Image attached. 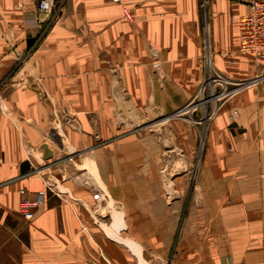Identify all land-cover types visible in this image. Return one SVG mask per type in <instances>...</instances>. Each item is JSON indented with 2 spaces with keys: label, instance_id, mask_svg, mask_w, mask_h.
Instances as JSON below:
<instances>
[{
  "label": "crops",
  "instance_id": "crops-1",
  "mask_svg": "<svg viewBox=\"0 0 264 264\" xmlns=\"http://www.w3.org/2000/svg\"><path fill=\"white\" fill-rule=\"evenodd\" d=\"M200 1L54 0V18L0 0V264H264V66L238 27L250 8L208 0L207 51ZM209 58L256 81L202 127L175 115ZM201 128L185 198L162 171L194 156ZM42 190L26 221L21 200Z\"/></svg>",
  "mask_w": 264,
  "mask_h": 264
},
{
  "label": "built area",
  "instance_id": "built-area-1",
  "mask_svg": "<svg viewBox=\"0 0 264 264\" xmlns=\"http://www.w3.org/2000/svg\"><path fill=\"white\" fill-rule=\"evenodd\" d=\"M17 1H18L19 7H23L29 2V0H17ZM245 1L250 8V13L249 15L242 18L238 23L239 32H240V50L242 52L251 53L264 66V0H245ZM113 2L120 3L121 0H113ZM62 3L63 2L55 6L54 0H39L38 9L41 12L47 13V12H51L53 8L56 7L57 12H55L54 14V18H55L58 15V11L60 10ZM207 5H208V1H205L204 6H207ZM207 64H208V68L211 69L209 59L207 61ZM209 69H208L207 75L205 76L206 80L201 84L199 88L200 94L202 93V91H204V89H207V88L212 89L213 86H212V83L210 82L211 80L217 82L218 84L223 83L224 81L228 82L229 80V79H226V77H224L220 73H218L219 77L217 76V79L216 77H212V74H210L211 71H209ZM255 81H256V78L252 79V82H250V84L255 83ZM247 85L249 84H247L246 81L237 82L235 87L227 89L228 90L227 92L222 91L220 95L221 96L226 95V94L234 95L240 89H242L243 87ZM220 95L219 96L213 95V96H210L209 98L213 101V100H216V98H219ZM205 102H208V101H205ZM217 110H218V107L216 106L212 109V111H209L206 109L204 113L205 121L211 120L215 116ZM238 116H239L238 110H234L231 118L234 119ZM47 188L53 191L52 186L48 185ZM23 192L24 190H21V193ZM45 193H46L45 190L40 191L39 198L34 201L28 200V199L21 200L19 204V212L26 221H31L35 216V209L40 207L42 204H44ZM94 199L100 200L101 194L99 192L95 193Z\"/></svg>",
  "mask_w": 264,
  "mask_h": 264
},
{
  "label": "rangeland",
  "instance_id": "rangeland-1",
  "mask_svg": "<svg viewBox=\"0 0 264 264\" xmlns=\"http://www.w3.org/2000/svg\"><path fill=\"white\" fill-rule=\"evenodd\" d=\"M205 1L208 0H201V9H202V14H203V19H204V23L205 26L207 27V51H209V29H208V20H206V15L208 14V5L204 6ZM211 60V59H210ZM210 68L209 71H211L210 74H212V77H216L218 76V72L217 70H215V68L213 67V65L210 63ZM223 75V74H222ZM224 76V75H223ZM219 77V76H218ZM226 77V76H224ZM226 79H228L226 77ZM206 79H204L205 81ZM203 81V82H204ZM208 82V81H207ZM212 83V89H204V91H202V93L200 94L199 91L197 92V96L193 101H191L187 106H185L182 110H180L175 116H180L183 118H188L191 121H195V123H197L199 126L204 127V113L205 110H209L212 111V109L216 106L219 107L220 105H222L225 101H227L229 98L232 97L231 95H223L221 96L220 94L222 93V91L227 92L229 88H233L236 86V83H232L231 80L228 82H223L218 84L217 82L211 80L210 81ZM250 82H252V80H247L246 83L250 84ZM209 83V82H208ZM215 86V87H214ZM213 95H217L220 97L216 98V100H211L209 97L213 96ZM211 100V101H210ZM208 101V102H205ZM205 102V103H204ZM217 103V104H215ZM164 118V117H162ZM175 118V117H174ZM158 119V118H157ZM152 122L148 123V125H151ZM201 132L199 134V139L196 143V148H195V152H194V156L193 157H189V155H185L186 152H183V156L180 157V160H178L179 158H177V160L174 158L172 159V162L169 161L167 167H164L162 174L164 176V178L168 179L169 181H173L176 180L178 178H182L183 181V186H184V197L186 198V196H189L190 192H191V185L193 183V181H195L196 178V174L200 165V161H201V156H202V152H203V135H204V129L201 128ZM205 136V135H204ZM176 160V162H175ZM180 161V162H179Z\"/></svg>",
  "mask_w": 264,
  "mask_h": 264
},
{
  "label": "bare ground",
  "instance_id": "bare-ground-1",
  "mask_svg": "<svg viewBox=\"0 0 264 264\" xmlns=\"http://www.w3.org/2000/svg\"><path fill=\"white\" fill-rule=\"evenodd\" d=\"M209 60H210V58H209ZM210 62V61H209Z\"/></svg>",
  "mask_w": 264,
  "mask_h": 264
}]
</instances>
